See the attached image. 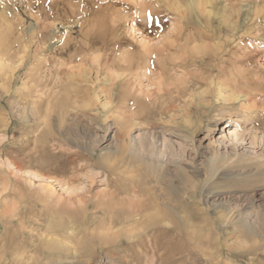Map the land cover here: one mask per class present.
<instances>
[{"label":"rangeland","instance_id":"1","mask_svg":"<svg viewBox=\"0 0 264 264\" xmlns=\"http://www.w3.org/2000/svg\"><path fill=\"white\" fill-rule=\"evenodd\" d=\"M190 1L0 0V60L3 65L2 68L0 67V256L3 257V260L0 257V264H10L14 257L10 251L14 241L11 238L15 233L14 226L10 225L11 223L1 214L7 213L8 202L18 199L15 194L17 190L25 192L32 187L34 190L43 188L42 181L31 174L52 177L55 182L46 181L47 186L52 185L54 191L63 194V197L69 196L62 189L63 182L60 175L70 170L68 167L61 169V165L64 163L70 165L71 159L63 154L80 152V150L58 138L56 131L59 126V114L56 104L61 101L59 99L61 96L64 98L65 93L68 97L72 93L80 94L81 91L86 90L89 95L98 93L101 102H104L108 96L107 93L112 91L109 95L112 105L105 109L98 104L97 107H91L93 109L86 115L83 116L80 113L84 117L83 124L90 128L89 135L95 141L92 148L94 155L91 159L79 161V165L83 167L79 168L83 183L78 185L81 188L82 197L97 201V195L109 190L105 179L111 170L105 165L101 166L99 156L108 153L114 147V133L118 127L122 126L120 118L131 115L136 123L139 120L144 121L141 126L138 123L131 130L130 140L135 147L134 154L142 155L147 150L145 155L154 162V168L147 164L143 165L144 163L137 165L140 167L134 165L136 168L134 170L140 172L135 173L138 176L141 174V179L142 176L144 180L147 179V183L143 181V184L144 182L145 185L147 184L145 187L143 185L144 189L150 186L152 188H149L153 191L162 192L163 200L152 202L155 207L151 213L160 211V215L170 216L172 211L169 205H178L182 200L187 220L194 225V228L196 227L195 230L191 229L192 226L189 224L188 232L197 234L196 242L194 240L193 243L186 238H178L177 242L173 240L171 243L159 237L161 242L158 239L155 241L160 244V252L157 255L164 256L166 264H264V231H258L257 236H254L243 227V221H241L242 223L236 226L229 225V230H226L228 233L221 232L211 210V207L215 205H232L234 213L238 214L243 208H253L257 213L259 212L260 221L256 220L253 213L249 215L250 220L255 221L252 228L259 227L261 224L264 230V130L261 128L264 124V116H262L264 93L258 86L249 90L242 87L246 81L254 86L258 80L264 86V0H239L238 2L235 0L234 4L232 3L234 8H238L235 10H239L238 12L242 14H233L234 18L231 17L230 23L235 24V20L239 18L237 20L239 24L236 23L235 27L239 31H245L244 28L247 26L252 32H249L251 35H246V39L253 44L249 42L248 47L241 53L236 48V44L232 45V48L227 45L230 42V38H227L223 40L227 43L221 44L222 51L217 57L203 58V55L196 54L187 65L171 63L174 66H168L166 72L154 67L152 73L128 72L124 74L126 80L119 78L112 83L107 81L112 78L109 67L113 57L108 61L105 54L111 47L140 41V33L154 28L152 30L154 33L157 32L159 38L153 36L155 39L151 38L152 43L160 46L161 49H171L172 54L179 44L176 41L177 32L182 29L187 33L195 32V29H218L221 26L219 20L221 15H210L208 11L222 12L224 5L233 0H228L227 3L225 0H197L202 2L203 6L199 9L194 8L193 12L190 8L188 9ZM207 2L212 3L210 5ZM236 2L238 7L235 5ZM143 7H151L152 15L158 17L156 24L151 23V28L150 22L144 23L134 15V12L142 11ZM170 7H173V10ZM204 7L208 10L207 12ZM261 9L262 13H260ZM115 12L126 13L127 17L120 24L117 37L111 39L106 31L109 29L110 20L115 17ZM54 21L56 24L52 23ZM132 25L138 29L137 32L132 30ZM46 26L48 27L45 28ZM89 27L90 31L96 33V40H93L99 45L87 43L89 33L80 32L82 29L88 30ZM224 27L227 28V25ZM161 32L166 34L163 35ZM102 44L106 47L103 49L104 54L101 52L79 54V51H75L77 47L88 45L93 50H97ZM51 45L60 49L64 61L69 62L63 61L66 66L62 65L59 68L55 65V60L52 61L47 51ZM200 45L198 47L204 48V44ZM43 57H46L47 61H44ZM169 57L171 59V55ZM165 58L168 57L165 56ZM69 66H72L73 70ZM57 72L62 78L60 81L63 80L61 83L63 88H68L66 85H69L67 82H69L70 74L74 76L87 74L89 81L79 86L75 85V88L69 85L75 91L56 88L53 84ZM232 73L235 77L240 76L237 78L241 84L235 89L243 90L249 95L227 104L228 102L219 96L218 86L223 84L228 89H232L231 82L234 77ZM243 78L246 81H243ZM83 85L84 87H81ZM129 86L133 89L128 90ZM47 87L54 89L50 90L51 94L59 89L57 101H60L50 98ZM78 88L84 90L79 89V91ZM37 90L45 93L41 109L43 106L47 108L50 101L55 102H51L52 107L49 111L43 107L45 110H42L44 121L41 122L42 124H34L30 111L35 100L43 101L37 100L38 95L35 94ZM243 100H249V104L262 113L258 115L255 111L250 112L249 116L252 117L250 119L255 118L254 121L251 120L252 122L247 121L240 111ZM227 113H231L237 121L232 122L227 132L228 138L222 143L219 134L223 128L219 119ZM190 118L195 125L190 130V133H194L192 141L180 134V131L185 129V121ZM81 126L78 123H71L69 131L75 136L77 128ZM95 132L100 136L99 141L93 136ZM233 132L236 133L239 143H237L238 140L230 141ZM41 140L47 141L46 150L36 144ZM141 141H147L144 147L140 146ZM40 155H43L45 161L29 163L31 157ZM117 163H119L117 166H122L121 162ZM21 164L22 167L19 168ZM124 167L122 166L120 171ZM18 169H21L20 173ZM93 177L96 180L92 181ZM158 177L161 178V183L159 179L157 180ZM71 186L77 187V184ZM149 188L147 190H150ZM26 199L21 200L23 210L28 205L31 207L28 208L29 211L34 210L39 215L42 210L41 205L32 206L30 200ZM250 200H255V205H251ZM155 212L153 214H156ZM246 215L248 216L245 213L240 218ZM31 223L32 225H28V228L36 227L35 230L39 231L40 223L33 220ZM23 236L18 237L19 241ZM139 244L127 250L129 256L127 253H121L115 259L118 263H115L128 264L135 263L136 260H139L140 264L148 263L153 254L152 249L148 248L147 243L145 246ZM194 248L197 249V256L194 258L197 261L191 257H185ZM3 252H6L5 255H2ZM180 252H182L181 256ZM181 257L185 260L180 259ZM169 258H172L173 262L168 261ZM175 260L178 261L175 262ZM42 261L46 263V260ZM157 261L159 263L160 259ZM60 262L59 258L55 257L50 264H60ZM96 262L95 264H112L104 257ZM70 263L75 264V262Z\"/></svg>","mask_w":264,"mask_h":264},{"label":"bare ground","instance_id":"2","mask_svg":"<svg viewBox=\"0 0 264 264\" xmlns=\"http://www.w3.org/2000/svg\"><path fill=\"white\" fill-rule=\"evenodd\" d=\"M199 1L197 2V0L195 1L191 0L190 3L188 4L189 5L188 9L190 8V11L193 12L194 8L195 9L201 8L203 6V3ZM226 1L228 0H225V3H227ZM234 1L235 0H233L232 2L228 1V3L224 5L225 8H223L222 12L216 13L213 12L212 10L208 11L206 10V7H204L206 12L208 11L210 15L212 14L215 16L221 15L219 19L221 26L218 29H210V28L206 30L195 29V32L192 33L191 31L190 32L188 31L187 33V31L183 32V29L180 30L176 34L177 35L176 41L179 44L178 47L175 49L176 51L175 52L173 51L172 54H171V49H165V48L161 49L160 46L154 45L152 43V39L154 38L153 36H156L155 38H159V37L157 36V32L154 33V30H152L154 28H151L152 26L151 23L156 24L158 18L152 15L153 11L150 12L151 7L150 8L143 7L142 11L134 12V15L135 17L137 16V19L140 18L141 21H143L144 23L150 22L149 24L151 29H147L144 33L139 32L141 34L140 41H134L135 43L133 42L132 44L123 43L120 46L118 44L117 46L111 47L112 48V49L110 48L111 50L110 49L108 50L109 52L105 54L106 59L110 61L111 58L113 57L112 58L113 61L110 64L111 66L109 67V69L112 71L111 73L112 78L107 81L109 83H112L119 78L125 79L124 74L128 72L142 71L145 73H150V72L152 73L153 71L152 69L154 67L155 68L158 67L161 71L166 72V70H168L167 68H169L168 66H174L171 63L174 64L179 63L177 65H181V66L187 65L192 59H194L193 55L195 56L196 54L198 55L201 54L200 56L203 55V58L205 56H208L210 58L217 57L219 55V52L222 51L221 44L227 43L226 41L223 40H226L227 38H230L229 39L230 42L227 43V45L232 48V45L236 44V48L238 49L239 53H241L242 50L248 47L247 45H249V42L253 44L252 41H248L246 39V35L247 34L251 35L252 32L249 30L247 26L244 28L246 29L245 31L242 30L239 31L235 27V25L237 26V24H239V22L237 21L239 20V18L235 20L236 21L235 24H233V22L230 23V21L232 20L231 17L233 16L234 18L235 13H240L238 12L239 10L238 11L235 10L238 8H234L235 7L233 5ZM236 1L238 2L239 0ZM237 2L235 5L238 7ZM207 3L211 5L212 2L211 3L207 2ZM241 7L242 6L240 5L239 8L241 9ZM170 8L173 10V7ZM228 8L229 10L227 11ZM256 11L257 10H255V12ZM260 11L259 12L262 13V9ZM182 13L184 14V12ZM185 13H187V11ZM114 15L115 17H113V19L110 20L109 29H107L106 31L108 33V36L111 37V39L117 37L118 28L120 24H122L127 17L126 13L123 12H115ZM50 21L51 20H49V23H51ZM52 23L56 24L55 21ZM226 25L228 29L224 27ZM48 26H46L45 28H47ZM89 29L90 27L88 28V30L86 28L85 30L82 29V31L80 32L89 33L88 34L89 42L87 41V43L97 44V42L95 41L96 33H93L94 31L92 32ZM132 30L134 32L138 31V29L135 28L133 25H132ZM164 34H166V32H164L163 35ZM202 44H204L203 46L204 48L198 47V45L202 46ZM44 45L46 46V44H43V46ZM53 45L48 47L47 50L49 52L48 55H51L52 61L55 60L54 63L57 67L61 68L62 65L66 66V64L63 63L64 58L62 57L60 49L57 48V46L55 48ZM104 46L105 45L102 44L99 46L100 49L93 50L88 45L87 47H80V48L77 47L75 51L77 52L79 51V54L83 52L84 53L101 52L104 54L103 49L106 48ZM111 52L113 54H111ZM169 55H171V59H169L170 58ZM165 56L168 58H165ZM46 59L47 58L45 57L44 61H47ZM72 61L74 62V60ZM237 65L240 64L237 63ZM0 67L1 68L3 67L1 60H0ZM69 68L73 70L72 66H69ZM56 70L59 69L56 68ZM232 75L234 76L231 82L233 86L232 89H228L227 87L223 86V84L221 85L220 83L219 84L221 86L220 85L218 86L219 88L218 94L220 97H223V99L226 100V102H228L227 104H229L230 102L239 101L241 97H248L249 95L248 93L243 92V90H236L241 84L239 83L240 81L237 78L239 75L237 77H235L233 73ZM54 77H55L54 78L55 81L53 86H56V88L60 87L62 89L73 90L72 88H75L74 87L75 85L79 86L81 85V83L84 84V83H88L89 81V77L87 76V74H79L75 76L73 74H70L68 75L69 82H67L68 80H66V82L69 85H71L72 88H70L69 85H66L68 86V88L67 87L63 88L62 87L63 85H61L63 80L60 81L62 78L59 77L58 72ZM77 78H79V80ZM243 81L246 80H244L243 78ZM258 81L254 86H252V83L249 81L248 82L246 81L244 83L242 82L243 83L242 87H244V89L249 90V89H253V87L255 86H258L261 92L264 93V86H262L263 83L261 81L259 82ZM66 82L64 83L67 84ZM81 87H84V85ZM48 89L49 88L47 87V90ZM79 89L84 90L83 88H78V90ZM130 89H133V87L131 88L129 86L128 90ZM259 89H256V91L260 92ZM50 90L53 91L54 89H49L48 91V93H50V98L52 100L56 99L57 101V95L59 94L57 91H59V89H56V91L53 94H51ZM85 92H87V90ZM85 92L81 91V93H83L82 95L81 93L80 94L70 93L71 95H69L68 97L65 96L66 95L65 93V95L63 94L64 98L61 96L59 98L61 101L58 100L60 102L56 104L58 105V114H59L58 115L59 126L58 128L56 127L58 138L60 139V141H65L69 145L75 146L80 150V152L63 154L67 158L71 159L70 165L65 163L61 165V169L62 168L65 169L66 167H68L70 170L60 175L63 182L62 185L63 187L62 186L61 187L64 190V193H66L69 196L63 197V194H58L56 191H54L52 185L47 186L46 181H48L49 183L55 182L52 177L43 176L42 174L37 175L34 173L35 175L34 174L31 175L42 181L43 188L34 190L32 187L25 192H23L24 190H17L15 194L17 195L18 199L12 202H8V205L6 207L7 213L1 214V216L7 219L11 223L10 225H13L15 228V233L11 238L14 241H12L11 251H10V253L14 257L10 261V264H50V262L54 261L55 257L59 258V261H61L60 264L70 263V262H75V264H82V263L95 264L97 263L96 260H99L102 257L110 260L112 264H116L115 262L117 261L115 259H117L121 253H127V250H129L130 248L138 245L139 243H140L139 245L144 244V242L147 243L145 244L148 246V248H151L153 252L152 256H150V261L148 260L149 262L148 263L146 262V264H166L165 257L158 256L159 255L158 252H160L159 250L160 244L155 243V241H157L158 239L161 242L160 238H162L163 240L171 241L172 243L173 240L177 242L179 239L186 238L192 241V243L194 240L196 242L195 235L197 234L193 233L192 231L191 233L188 232L190 229L189 224L192 226L191 229L195 230L196 227L194 228L193 227L194 225L187 220L186 211L184 207L185 205L183 204L184 201L182 200L181 202L178 203V205L177 204L172 206L169 205V208L172 211V214H169L170 216L167 215L162 216L160 215V211L158 213L154 211L156 214H153L154 212L151 213V211L155 207L154 203L152 202H154V200H160V199L163 200L162 192L155 190L153 191L152 189H150L152 188L150 186H149L150 188L147 186L150 190H147L148 188L144 189V187L147 184L145 185V182L143 184V181H146L147 179L144 180L143 176L141 179L140 177L141 174L138 176L140 172L134 170L135 168L134 165L137 166L140 163L141 164L144 163L143 165L147 164L149 165V167L152 166V168H154L153 167L154 162L153 160L149 159V156L145 155L147 150L142 155H136V153L134 154L133 148L135 147L132 145L130 140L131 130L138 123L141 126L144 123L143 120H139L136 123V120H134V118L131 115H125L122 116V118H120V122H121L120 125L122 126L120 128L118 127L114 133L113 136V141L115 142L114 147L110 149L108 153L99 156V158L101 159V161H99L101 162V166L105 165L107 166V168H110L111 170V173L108 174L105 179L106 185L108 186L109 190H105L101 192L99 195H97L98 198L97 201H93L91 199L87 200L86 197L84 196L82 197L81 188H79L80 186L78 185L83 183L82 179L80 178L82 174L81 172H79V168L82 169L83 167L79 165L80 163L79 161H83V160L88 161L87 159H91V157L94 155L93 154L94 151L92 150V148L95 141L89 135L90 128L87 125L83 124L84 117H82L80 113L84 116L88 113L89 110L93 109L91 107H97L98 104L102 105L105 109L111 107L112 105V99L109 96L112 91L107 93L108 96L105 98L106 100L104 102H101L98 93L96 94L94 92L93 95H89L88 92L87 93ZM36 93L38 95L37 100L44 99L45 97L44 92L42 93L41 90H37L35 94ZM46 95L48 96L47 93ZM257 97L261 98L260 95H257ZM262 100L264 104V95L262 96ZM43 102L44 100L41 102L40 101L37 102L35 100V102H33L31 106L30 111L34 118L33 121L34 124H40L43 121L42 110L45 107L43 106L44 108L43 107L42 109L40 108ZM51 102L53 101H50L49 103L47 101L48 103L47 108H45L47 109V111L51 110L52 107ZM249 103H250L249 100H243V103L240 106V111L244 114L243 116L246 117L247 121H251L255 119V118L250 119L252 117L249 116V113L252 111H255V113H257L258 115L262 114L259 113L260 111H258V108L250 105ZM262 116H264V114H262ZM219 120L221 121L222 123L221 127L223 128L222 132L219 135L221 137V142L224 143L225 139L228 138L227 132L229 131L232 122H236L237 120L234 118V116L231 113H227L223 116H220ZM185 122H186L184 126L185 129L180 131V134L183 135L186 139L189 140L191 139L192 141L193 138L192 134L194 133L193 132L190 133V130L193 129V127L195 126L194 122L191 121V118L190 120L187 119ZM71 123H78L82 125L81 128L80 127L77 128L75 136H73L69 131V124ZM108 127L110 126L108 125ZM261 128L264 130V124ZM231 134L232 135L230 137V141L231 142L237 141L238 138L236 136V133L234 134L233 132ZM93 136L97 138V141L100 140L99 139L100 136L97 132H95ZM146 143L147 141H141L140 146L144 147ZM237 143H239V140ZM36 144H39L41 148L46 150L45 144L48 143L46 140H41L39 141V143L36 142ZM43 161H45L43 155L37 157L33 156L31 157V160L29 159L30 164L32 162L41 163ZM117 162H121L122 166L123 167L125 166L124 169L120 171V168L122 166L121 167L117 166L119 164ZM105 166L103 167L105 168ZM21 167L22 164L21 166H19V168ZM17 171L20 173L21 169L20 170L18 169ZM135 172H138V174ZM152 176L154 177V175ZM93 178L92 181L96 180L95 178L94 179ZM158 179L159 177L157 178V180ZM159 180L161 183V178ZM75 184H77V187L71 186ZM26 198L30 200L32 206H36L38 204L41 205L42 210L39 213V215H37L38 213L35 212L34 210L29 211L28 208L31 207L28 205L24 207L25 210H23L22 207L23 205L21 203L22 202L21 200L24 199L27 200ZM143 198L145 200H142ZM254 201L250 200V204L255 205ZM37 208L38 207H36V209ZM211 210L213 211V214L215 216L214 218L217 221L221 232H227L226 230L228 229L229 225L232 224L233 226H236L241 221H243V227H245L247 231H249V233H252L254 236H257L258 231H264L261 224L259 225V227L252 228V226L254 225L253 222L255 221L252 222L250 220L249 215L253 213L256 217V220L259 219V214H258L259 212L257 213V211L253 210V208H243L242 211H240L238 214L234 213L232 205H225V206L215 205L211 207ZM245 213H247L248 216L246 215L243 218H240V216H242ZM234 214L236 215V217L234 216ZM32 220L40 223L39 231L35 230L36 227L33 228L32 226H30L32 228L30 229L28 228L29 227L28 225H32L31 223ZM258 221H260V219ZM190 234H192V236H190ZM20 235H24V236L19 241L18 237ZM5 253L6 252H3L2 255L3 254L5 255ZM196 253H197V249L194 248L191 249V251L188 252L186 256L184 254L183 255L186 258L191 257L194 259L195 256H197ZM128 254L129 253H127V256H129ZM181 254L182 252L179 253L180 256ZM2 258L3 257H1V260H3ZM6 259L7 257L5 258V260ZM43 259L46 260V263H44L45 261L44 262L42 261ZM158 259H160L159 263L157 261ZM180 259H184V257L183 258L181 257ZM167 260L173 262L172 258H169ZM177 261L178 260H175V262ZM194 261L197 260L194 259ZM128 264H140V263L139 260H136L135 263H128Z\"/></svg>","mask_w":264,"mask_h":264}]
</instances>
